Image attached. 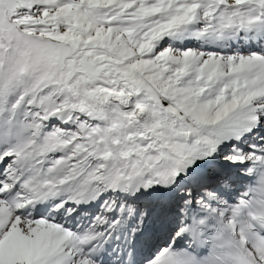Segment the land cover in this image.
I'll return each instance as SVG.
<instances>
[{
	"label": "snow or ice",
	"instance_id": "snow-or-ice-1",
	"mask_svg": "<svg viewBox=\"0 0 264 264\" xmlns=\"http://www.w3.org/2000/svg\"><path fill=\"white\" fill-rule=\"evenodd\" d=\"M0 264H264V0H0Z\"/></svg>",
	"mask_w": 264,
	"mask_h": 264
}]
</instances>
